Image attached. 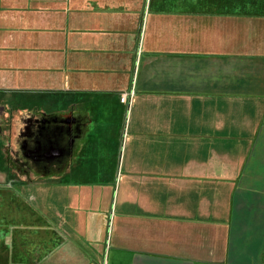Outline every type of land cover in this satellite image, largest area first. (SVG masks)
I'll use <instances>...</instances> for the list:
<instances>
[{
	"label": "crops",
	"instance_id": "1",
	"mask_svg": "<svg viewBox=\"0 0 264 264\" xmlns=\"http://www.w3.org/2000/svg\"><path fill=\"white\" fill-rule=\"evenodd\" d=\"M70 7L47 33L44 5L0 0V146L37 137L36 209L64 250L264 264V0Z\"/></svg>",
	"mask_w": 264,
	"mask_h": 264
},
{
	"label": "rangeland",
	"instance_id": "2",
	"mask_svg": "<svg viewBox=\"0 0 264 264\" xmlns=\"http://www.w3.org/2000/svg\"><path fill=\"white\" fill-rule=\"evenodd\" d=\"M30 1L45 6L47 33L54 27L56 29L60 27V19L68 18L71 4L85 2V0ZM114 1L134 5L144 4L148 0ZM15 77L17 78L16 75ZM46 77L54 79L53 72L46 74ZM46 93L50 96L53 91L46 90ZM34 136L37 134L35 133ZM18 140L15 136L11 140L3 138L4 144L0 146V264H88L80 256L74 259L75 257L70 255L72 252L64 250L63 244L66 239L63 234L60 238L53 230V222L49 220L45 222L39 215L36 209L39 188L34 186H37L41 179L53 182L54 166H38V155L33 153L38 146L37 137L29 141L28 151L25 149L18 151L16 145ZM107 231L108 229L105 236L108 235ZM57 248L62 249L64 254L60 255L62 259L60 256L53 257L54 250ZM103 261L101 258L99 264Z\"/></svg>",
	"mask_w": 264,
	"mask_h": 264
},
{
	"label": "built area",
	"instance_id": "3",
	"mask_svg": "<svg viewBox=\"0 0 264 264\" xmlns=\"http://www.w3.org/2000/svg\"><path fill=\"white\" fill-rule=\"evenodd\" d=\"M124 101H125V96L122 95V96L119 98V102H120V103H123Z\"/></svg>",
	"mask_w": 264,
	"mask_h": 264
}]
</instances>
